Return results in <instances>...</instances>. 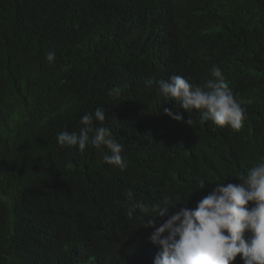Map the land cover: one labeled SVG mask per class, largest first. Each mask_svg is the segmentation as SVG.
Instances as JSON below:
<instances>
[{
	"label": "trees",
	"instance_id": "1",
	"mask_svg": "<svg viewBox=\"0 0 264 264\" xmlns=\"http://www.w3.org/2000/svg\"><path fill=\"white\" fill-rule=\"evenodd\" d=\"M213 65L246 110L238 130L158 94L172 75L202 85ZM97 107L124 171L106 148L57 143ZM260 160L264 0H0V264H153L152 217L127 216L128 189L133 202L195 208Z\"/></svg>",
	"mask_w": 264,
	"mask_h": 264
},
{
	"label": "clouds",
	"instance_id": "2",
	"mask_svg": "<svg viewBox=\"0 0 264 264\" xmlns=\"http://www.w3.org/2000/svg\"><path fill=\"white\" fill-rule=\"evenodd\" d=\"M45 59L53 63L55 53L48 52ZM210 77L202 85H195L183 76L172 75L156 82L158 94L165 100L178 101L185 113L198 110L201 124L210 120L218 126L240 129L246 110L235 98L218 65L211 67ZM146 83L151 85L152 81ZM119 91L114 86L108 95H119ZM163 111L171 119L193 124L189 118L184 120L179 111L168 108ZM105 120V110L97 107L81 117L78 132L60 131L57 143L62 147H78L81 152L89 145L102 151L106 148L104 162L124 171L128 161L122 155L123 145L109 127L103 126ZM239 180L235 184L217 183L195 208L184 206L175 211L180 204L168 197L152 205L133 202L135 194L128 189L124 201L127 216L132 217L137 209L151 214L145 227L154 229L148 240L159 249L153 264H231L238 254L243 264H264V160ZM204 187L201 181L200 188ZM158 217L167 219L158 223Z\"/></svg>",
	"mask_w": 264,
	"mask_h": 264
}]
</instances>
